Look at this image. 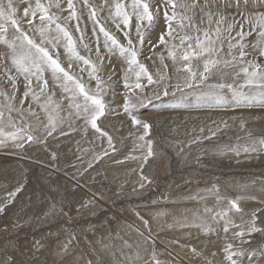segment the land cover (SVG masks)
<instances>
[{"label": "snow or ice", "instance_id": "6c2138e0", "mask_svg": "<svg viewBox=\"0 0 264 264\" xmlns=\"http://www.w3.org/2000/svg\"><path fill=\"white\" fill-rule=\"evenodd\" d=\"M19 3L22 8L17 0H0V147L23 151L26 144H40L49 149L48 141L67 135L65 125L75 130V123L98 134L102 145L106 139L107 148L87 161L91 168L109 149L115 151L103 122L122 113L131 124L129 135H136L147 149L141 157L146 163L155 155L152 140L145 139L152 128L144 118L150 108H264V0ZM109 22L115 32L107 27ZM221 125L228 127L227 121ZM221 125L210 127L204 139L215 137ZM248 140L229 151L237 156L241 151H264V138L257 140L249 133ZM87 151L82 150L78 160L83 161ZM52 159H57L55 152ZM150 182L141 171L140 187ZM22 191L23 185L8 192L6 202L14 203ZM209 193L218 204L205 206L204 212L217 227H200L206 234L215 231L222 241L213 257L220 256V264H264V245L252 246L251 238L264 233L256 211L246 213L239 198L222 197L217 185ZM4 210L0 205V212ZM143 223L148 226V221ZM146 239L154 248L150 232ZM192 253L196 255L194 248ZM8 260L14 264L11 255ZM143 264H160L157 253Z\"/></svg>", "mask_w": 264, "mask_h": 264}, {"label": "rangeland", "instance_id": "374dc122", "mask_svg": "<svg viewBox=\"0 0 264 264\" xmlns=\"http://www.w3.org/2000/svg\"><path fill=\"white\" fill-rule=\"evenodd\" d=\"M17 6L23 7L19 0ZM107 27L116 31L110 22ZM144 118L152 125L145 139L152 140L155 153L146 163L141 157L147 149L129 135L131 124L122 113L103 122L115 151L109 149L91 168L87 161L107 148L106 139L102 145L98 134L75 123V130L65 125L67 135L49 140V149L40 144H26L23 151L0 147V205L5 207L0 212V264H12L9 255L14 264H143L153 251L160 264H220L221 257L212 253L222 241L215 231L206 234L200 227H217L204 212L205 206L218 204L209 193L213 185L222 197L239 198L246 213L256 211L258 225L264 226V151L239 156L229 151L249 143V133L264 138V108H150ZM216 125H221L216 136L204 139ZM141 171L151 181L143 188ZM21 185L14 203H7L6 194ZM185 223L192 226L182 227ZM251 239L253 247L264 245V233Z\"/></svg>", "mask_w": 264, "mask_h": 264}, {"label": "bare ground", "instance_id": "6f19581e", "mask_svg": "<svg viewBox=\"0 0 264 264\" xmlns=\"http://www.w3.org/2000/svg\"><path fill=\"white\" fill-rule=\"evenodd\" d=\"M189 225H191V224H188V223L181 224L182 227H187V226H189ZM191 226H192V225H191Z\"/></svg>", "mask_w": 264, "mask_h": 264}]
</instances>
